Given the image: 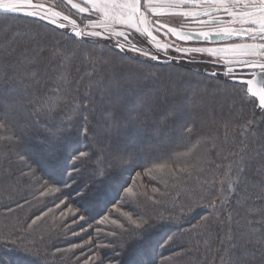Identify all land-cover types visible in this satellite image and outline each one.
Returning <instances> with one entry per match:
<instances>
[{
    "label": "snow or ice",
    "instance_id": "snow-or-ice-1",
    "mask_svg": "<svg viewBox=\"0 0 264 264\" xmlns=\"http://www.w3.org/2000/svg\"><path fill=\"white\" fill-rule=\"evenodd\" d=\"M0 19L4 21L0 46L10 57L0 67V142L7 143V154H14L20 165L18 183L33 190L32 206L52 201V207L45 205L30 222L8 208L15 222L0 232V246L32 254L35 243H29L28 236L73 195L75 207L69 209L73 224L95 219L93 209L102 211L109 204L127 222L111 219L119 231L110 229L106 235L112 239L96 245L89 258L93 264H158L157 256L159 264H170L171 257L163 252L183 256L179 234L184 223L211 237L228 200L220 199L218 208L217 199H209L215 187L213 173L221 168L210 157L226 152L223 158L233 159L225 175L234 172L239 177L258 136L264 146V0H0ZM46 25L53 26L51 35ZM55 30H60L59 39ZM161 34L174 39L162 42ZM70 55L82 56L90 65L88 92L82 101L71 97L78 118L75 123H44L41 128L31 116L55 120L56 109L68 99L63 93L65 85L71 87L65 64ZM117 60L126 72L95 78L99 65L111 68ZM38 61H46L53 72L43 94H35L45 86L34 70ZM156 65L184 68L185 75L177 73L186 85L183 94L175 92L169 98L171 89L157 95L153 88L147 108L129 109L122 121L104 108V127L99 129L97 108L126 97L131 89L126 90L122 81L157 80L151 71ZM195 76L201 79L194 80ZM209 89L214 90L211 96ZM225 102L230 110L237 104L250 106L252 117L242 124L218 120ZM94 143L102 145L99 153ZM88 168L91 175L85 183L81 174ZM164 172L173 180L171 187L165 181V191L153 185L149 193L143 178L151 184ZM232 183L229 194L234 191ZM11 187L18 191L16 185ZM62 195L65 199H59ZM23 207L17 204L18 209ZM200 209L212 212L191 224ZM109 219L110 213L104 214L97 223L104 225ZM255 231L251 229L250 237ZM232 238L229 228L228 239ZM255 240L261 244L260 259L253 253L243 264H264V231ZM252 242L250 238L246 243ZM79 247L73 244L71 249ZM233 255L229 253L227 264H237Z\"/></svg>",
    "mask_w": 264,
    "mask_h": 264
},
{
    "label": "trees",
    "instance_id": "trees-1",
    "mask_svg": "<svg viewBox=\"0 0 264 264\" xmlns=\"http://www.w3.org/2000/svg\"><path fill=\"white\" fill-rule=\"evenodd\" d=\"M4 21L0 19V25H3ZM43 23V22H41ZM49 29V35L53 30V26L46 25ZM57 32L56 39H59V31ZM50 43L52 41H49ZM13 56L16 53L12 54ZM7 54L3 52L2 46H0V67L3 66L4 59ZM46 61L37 62L35 71H38L42 77V83L44 87L37 88L35 94H43L47 91V87L52 83L53 72L46 67ZM127 62H125L126 64ZM66 74L69 76L71 87H65L63 96L68 97L61 105L56 109L55 120L44 121L41 117L31 116L34 121L41 122V128L44 123L59 124L61 121L65 123H75L78 118V109L75 103L71 101V97H76L77 101H82L85 94L88 92V78L86 73L90 70V65L83 62V57L69 56V59L65 62ZM187 67V66H185ZM195 71L197 66H191ZM122 71L126 72L127 69L123 67L117 60L115 65L109 68L107 65L101 64L97 68L98 78L100 75L107 76L109 73L119 75ZM152 72L158 75V79L153 81L152 79L146 82L141 79L139 83H136L135 79L131 83H125L124 88L127 91L125 98L116 101L114 104L109 105L104 103L97 108L95 121L99 129L104 127L105 114L104 108H108L111 114H114L117 121H122L129 109L145 110L149 103V97L152 95V89H156L157 95H162L165 89H171L169 92V98L173 93L179 92L183 94L186 85L183 84L177 73L185 75L184 68H175L162 65H156L151 69ZM201 71H203L201 69ZM201 79L200 76H195L194 80ZM171 81V82H170ZM207 83V81H206ZM214 90L209 89V95H213ZM98 99V97H97ZM231 98L229 97V100ZM252 117L251 107L242 106L237 104L234 109H229L228 103L225 102V107L219 119L231 120L236 123H243L247 119ZM151 127V126H150ZM264 132V128L261 129ZM2 134V132H0ZM221 136L224 135V129L219 130ZM232 135H229V142L232 143ZM97 139H103L102 136H98ZM102 145L93 144V147L99 153V148ZM147 147V145H146ZM153 147H155L153 145ZM164 147H167L165 143ZM131 149H129L130 151ZM238 150V149H233ZM8 153V145L6 142H0V154ZM260 153V155H258ZM227 153H221L219 157L212 154L211 159H215L216 163L221 165V168L216 169L213 175L216 177L214 184L215 187L210 189L209 199H217V207H220V199L227 197L228 203L223 205V211L219 217L221 223H214L212 226V236L209 237L207 232L197 228L195 231L190 230V224H183V232L180 235L179 242L184 245L185 252L182 257L176 258L172 256L170 251H164L165 257H171L170 264H227L230 256L229 253H235L231 257L237 264H243V262L249 259L250 254H255L257 261L261 255V244L256 242L255 238L259 237L261 232L264 231V146L259 142V136L257 137V143L252 147L251 159L248 160L244 174L237 177L234 172L225 175L228 171L229 161L232 157L224 159ZM91 175V168L83 171L81 179L87 183L89 182V176ZM134 175V173H133ZM20 179V165L14 154L0 155V232L10 230L15 222V216L7 212L8 208L15 210V213L19 215L21 220L30 222V218L33 214H39L40 210L47 207H52V201L42 200L39 205H34L32 189L27 184L18 183ZM131 182V177H128ZM167 182L169 188L171 187L173 180L167 172L158 173L157 181H153L149 184L147 178H143L142 183L148 185V191L151 193V187L153 185L159 186L161 191H165V183ZM232 181V188L234 191L229 194V182ZM12 185H16L18 191L12 190ZM38 188L39 186L36 185ZM144 191V189H140ZM11 193V195H10ZM222 193V194H221ZM39 196V192H36ZM74 195L69 198L65 205L61 209L55 211L54 214H50L46 221L40 223L36 231L28 236L29 243L34 242L35 247L31 249L32 254L28 255L21 251L9 246H0V264H93L89 260L91 256L95 255V248L98 243H103L106 240H111L112 237L106 235V233L116 226L111 225V219H118L122 223H127L126 219L120 215L119 212L113 210L112 204H109L107 208L102 211L99 209H93V215L95 219H89L86 223L77 222L72 223V215L69 213L70 208H74L72 199ZM59 199H65L62 195ZM59 199L56 203H59ZM119 199V197H117ZM30 203L26 204L25 201ZM115 203V201H113ZM17 204L24 205L23 210L17 208ZM128 208H123L121 211H128ZM60 212H65L66 215L61 217ZM212 212V209H200L199 214L191 224H197L200 221V217L208 215ZM110 213V219L104 225H100L97 222L104 214ZM231 216V219H229ZM251 221V224L248 222ZM68 224V228H63L62 224ZM81 223H83L84 231H81ZM60 225L61 227H57ZM97 228L100 229L97 232ZM229 228L232 229V239L229 240ZM255 228L254 236L250 237V231ZM119 231L118 228H116ZM73 233H78L74 235ZM199 233V234H198ZM252 239V243H246L249 239ZM205 240L208 241L205 244ZM224 241L221 243V241ZM73 244L81 245L79 248L71 249ZM235 244L236 247L232 248L231 245ZM241 245L244 248H241ZM62 249V252H56V249ZM71 249V251H68ZM199 249V250H197ZM225 249H228L226 252ZM246 249V251H245ZM105 251H109L105 249ZM179 251V249H175ZM223 258V259H222ZM155 259L160 261V257ZM107 264V261L105 262Z\"/></svg>",
    "mask_w": 264,
    "mask_h": 264
},
{
    "label": "rangeland",
    "instance_id": "rangeland-1",
    "mask_svg": "<svg viewBox=\"0 0 264 264\" xmlns=\"http://www.w3.org/2000/svg\"><path fill=\"white\" fill-rule=\"evenodd\" d=\"M158 38H160L162 40V42H166L168 40H171V39H174L173 37L171 36H164V35H160ZM174 54V53H173Z\"/></svg>",
    "mask_w": 264,
    "mask_h": 264
}]
</instances>
